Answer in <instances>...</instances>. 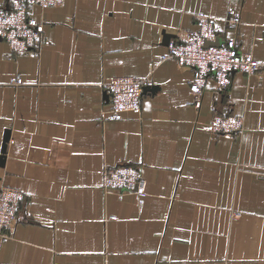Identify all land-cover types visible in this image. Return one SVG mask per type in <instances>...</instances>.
Instances as JSON below:
<instances>
[{
  "label": "crops",
  "instance_id": "0c3cea01",
  "mask_svg": "<svg viewBox=\"0 0 264 264\" xmlns=\"http://www.w3.org/2000/svg\"><path fill=\"white\" fill-rule=\"evenodd\" d=\"M34 10L44 24L36 50L0 40V184L24 194L0 235V264H264V68L232 72L224 89L207 76L195 105L192 70L160 61L166 40L203 12L219 40L234 37L264 62V0ZM122 75L147 79L141 112L109 119L104 83ZM215 113L242 128L211 131ZM119 163L140 168L142 198L102 187L103 168Z\"/></svg>",
  "mask_w": 264,
  "mask_h": 264
},
{
  "label": "built area",
  "instance_id": "2783aa9c",
  "mask_svg": "<svg viewBox=\"0 0 264 264\" xmlns=\"http://www.w3.org/2000/svg\"><path fill=\"white\" fill-rule=\"evenodd\" d=\"M62 2L63 0H7L6 4L0 6V40L5 41L12 52L36 50L41 44L44 24L37 18L34 9ZM229 13L233 23L239 22L238 14L232 7ZM194 23L195 28L187 29L179 38L169 39L166 50L160 54V61L172 59L192 70L189 89L195 105H199V94L205 86L207 76L211 75L217 86L224 89L230 84L232 72L253 74L264 68V62L238 48L234 37L219 40L217 27L205 13H196ZM10 80L21 83L19 77H12ZM146 84L145 77L131 75L108 79L104 86L108 91L109 105L103 115L109 119H120L126 111L140 114ZM207 128L213 132L231 133L242 128V120L237 115L215 113ZM101 185L104 189L114 188L120 193L131 191L141 198L145 194L140 168L129 163L104 167ZM23 198L21 189L0 184V235H8L17 224V207Z\"/></svg>",
  "mask_w": 264,
  "mask_h": 264
},
{
  "label": "water",
  "instance_id": "95a60500",
  "mask_svg": "<svg viewBox=\"0 0 264 264\" xmlns=\"http://www.w3.org/2000/svg\"><path fill=\"white\" fill-rule=\"evenodd\" d=\"M168 40H169V39L166 40V43L168 42ZM7 139H8V132H7L6 135H5V141H7ZM3 150H4V148H3Z\"/></svg>",
  "mask_w": 264,
  "mask_h": 264
}]
</instances>
